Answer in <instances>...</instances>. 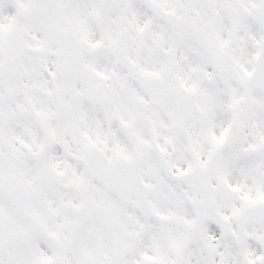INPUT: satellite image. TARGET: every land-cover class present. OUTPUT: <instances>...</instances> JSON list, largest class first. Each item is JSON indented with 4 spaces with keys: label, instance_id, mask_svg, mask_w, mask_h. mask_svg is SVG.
Instances as JSON below:
<instances>
[{
    "label": "snow or ice",
    "instance_id": "snow-or-ice-1",
    "mask_svg": "<svg viewBox=\"0 0 264 264\" xmlns=\"http://www.w3.org/2000/svg\"><path fill=\"white\" fill-rule=\"evenodd\" d=\"M0 264H264V0H0Z\"/></svg>",
    "mask_w": 264,
    "mask_h": 264
}]
</instances>
